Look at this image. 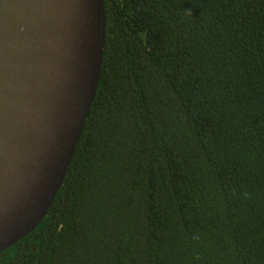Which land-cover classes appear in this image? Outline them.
<instances>
[{
    "label": "trees",
    "instance_id": "obj_1",
    "mask_svg": "<svg viewBox=\"0 0 264 264\" xmlns=\"http://www.w3.org/2000/svg\"><path fill=\"white\" fill-rule=\"evenodd\" d=\"M103 1L66 176L0 264H264V0Z\"/></svg>",
    "mask_w": 264,
    "mask_h": 264
},
{
    "label": "water",
    "instance_id": "obj_2",
    "mask_svg": "<svg viewBox=\"0 0 264 264\" xmlns=\"http://www.w3.org/2000/svg\"><path fill=\"white\" fill-rule=\"evenodd\" d=\"M103 0H0V254L46 216L96 93Z\"/></svg>",
    "mask_w": 264,
    "mask_h": 264
}]
</instances>
